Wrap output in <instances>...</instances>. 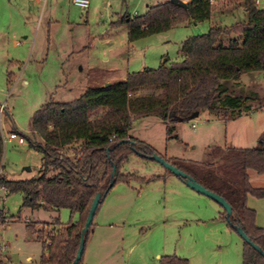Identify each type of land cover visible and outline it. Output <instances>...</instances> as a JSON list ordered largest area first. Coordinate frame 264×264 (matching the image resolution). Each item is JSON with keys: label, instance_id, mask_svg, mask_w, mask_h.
Returning a JSON list of instances; mask_svg holds the SVG:
<instances>
[{"label": "rangeland", "instance_id": "1", "mask_svg": "<svg viewBox=\"0 0 264 264\" xmlns=\"http://www.w3.org/2000/svg\"><path fill=\"white\" fill-rule=\"evenodd\" d=\"M156 1L160 0H88L86 7H80L71 0H0V103L5 105L0 120L4 129L15 127L29 134L31 112L48 98L69 100L86 85L177 60L184 36L205 31L209 22L229 24L243 14L237 0H214L209 20L185 21L127 41L124 24L115 22L117 16L123 11L141 13L146 4ZM257 5L264 9V0ZM262 73L246 71L240 79L264 94ZM164 124L158 115L144 114L132 119L128 133L165 157L202 159L205 147L212 143L255 144L264 129V104L227 120L202 110L176 122L171 137H166ZM40 155L25 137L22 142L4 140L5 176L36 175ZM119 170L136 176L115 180L105 192L92 217L100 225L93 238L88 232L80 264H157L164 254L185 257L188 264H241L242 239L219 216L223 208L218 202L185 185L156 160L133 152ZM246 173L251 186L264 187V172L246 168ZM20 200L17 191H7L0 198L6 217L0 222V242L5 243L9 260L33 264L41 243L25 222L38 227L39 218L50 221L57 216L65 223L77 216L66 207L55 212L22 207ZM245 204L254 210V223L264 225V194L247 192Z\"/></svg>", "mask_w": 264, "mask_h": 264}, {"label": "trees", "instance_id": "2", "mask_svg": "<svg viewBox=\"0 0 264 264\" xmlns=\"http://www.w3.org/2000/svg\"><path fill=\"white\" fill-rule=\"evenodd\" d=\"M213 1L186 0L182 6L160 0L148 4L141 13L123 11L115 22L124 24L126 40L131 41L183 21L209 20ZM237 1L242 17L229 24L209 22L205 31L184 36L179 41V59L128 71L124 77L110 79L106 84L86 85L69 100L48 98L31 112L29 134L12 127L40 151L36 175L5 176L0 135V184L8 192L21 193L20 206L53 212L66 207L77 216L65 223L54 216L38 227L25 222V227L41 243L33 264H70L94 192L105 194L115 180L126 181L136 176L119 170L130 152L146 158L158 153L220 194L230 212L226 214L222 209L219 216L234 229L240 226L264 251V225L254 223V210L245 204L247 192L264 194L263 186L249 184L246 173V168L264 172V129L251 146L209 144L202 159L165 157L147 141L128 133L132 119L144 114L161 117L165 135L171 137L173 125L189 118L194 111L204 110L210 117L227 120L263 106L264 94L242 81L240 75L254 70L264 75V9L253 0ZM166 171L171 172L167 168ZM110 178L112 182L107 185ZM4 216L0 208V221ZM91 223L92 218L83 234V247ZM82 251L73 264H80ZM0 264H5L1 258ZM157 264L188 261L175 254H164L158 257ZM241 264H264L259 250L243 239Z\"/></svg>", "mask_w": 264, "mask_h": 264}, {"label": "water", "instance_id": "3", "mask_svg": "<svg viewBox=\"0 0 264 264\" xmlns=\"http://www.w3.org/2000/svg\"><path fill=\"white\" fill-rule=\"evenodd\" d=\"M171 2H174L176 4L185 5V0H170ZM108 81L104 82L103 84H106ZM197 113V111H194L189 118L193 117L195 114ZM148 158L150 159H154L157 162H159L160 164H162L165 168H167L168 170H170L173 174H175L176 176H181L183 182L193 188L194 190L201 192L209 197H211L212 199H214L216 202H218L222 208L225 210V213L228 214L230 212V206L227 203V201L218 193L209 190L208 188L204 187L202 184H200L199 182H197L191 175H189L188 173H186L185 171L181 170L180 168H178L177 166H175L174 164H171L170 162H168L167 160H165L161 155H159L158 153H151L150 155H148ZM113 170V165L111 166V170L110 173H112ZM112 182V179L110 178L108 181L107 185H110ZM104 194V192H102L100 194V192L97 190L94 192L87 212L85 214L84 220L82 222V225L80 227V231H79V238H78V243L76 246V250L75 253L73 255V258L71 259L70 264H73L77 261V259L80 257L81 251H82V247H83V234L92 218V214L95 210V207L97 205V202L99 201L100 197H102ZM235 230L236 232L239 234V236L241 237V239H243L244 241L248 242L250 245H252L253 248H255L256 250H259V252L264 256V251L259 249V246L252 242L249 237L245 234V232L243 231V229L240 226H235Z\"/></svg>", "mask_w": 264, "mask_h": 264}, {"label": "built area", "instance_id": "4", "mask_svg": "<svg viewBox=\"0 0 264 264\" xmlns=\"http://www.w3.org/2000/svg\"><path fill=\"white\" fill-rule=\"evenodd\" d=\"M186 1V0H185ZM212 1V0H210ZM259 0H253L254 3H258ZM71 2L77 6L80 7H86L88 5V0H71ZM4 104L0 103V114L2 111H4ZM191 125H193V122H191ZM0 135H1V140L2 142L4 140H12L15 139L17 142H22L23 137L20 133L13 129H4V127L1 125V120H0ZM0 190L2 191L0 198L3 199L4 193L7 192L6 187L2 184H0ZM6 220V217H3V221ZM3 221H0L1 223ZM0 258L4 260L5 264H16L12 262L11 260L8 259L7 254L5 253V243L0 242Z\"/></svg>", "mask_w": 264, "mask_h": 264}, {"label": "crops", "instance_id": "5", "mask_svg": "<svg viewBox=\"0 0 264 264\" xmlns=\"http://www.w3.org/2000/svg\"><path fill=\"white\" fill-rule=\"evenodd\" d=\"M146 6H147V4H146ZM146 6H145V7H146ZM128 13H129V12H128ZM133 13H137V12H136V11H133V12H131V13H129V14H133ZM197 22H198V21H197ZM181 23H185V21H183V22H181ZM181 23H178V24H181ZM192 23L194 24V23H196V22H192ZM178 24H177V25H178ZM23 80H24V79H23ZM24 81H25V80H24ZM238 116H239V115H238ZM11 128H12V127H11ZM11 128H10V129H11ZM156 150H157V149H156ZM185 185H186V184H185ZM37 209H38V208H37ZM2 211H3V210H2ZM47 211H48V210H47ZM50 212H53V211H50ZM3 213H4V211H3ZM52 218H53V217H52ZM39 220H41V221H46V220H44V219H40V218H39ZM51 220H52V219H51ZM51 220H50V221H51ZM110 224H112V223L109 222L107 225H110ZM99 225H100V224L98 223V221H95V222L92 221V223H91V227H90V235H91L92 238H93L94 235L96 234V231H97L96 229H97V227H98ZM98 239H99V238H98ZM101 240L104 241L105 239H101ZM25 257H26V258H29V255H26Z\"/></svg>", "mask_w": 264, "mask_h": 264}]
</instances>
